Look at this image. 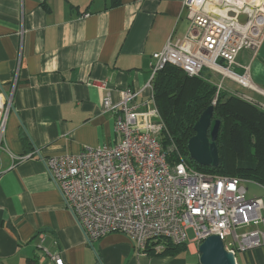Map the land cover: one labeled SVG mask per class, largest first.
<instances>
[{"label": "crops", "instance_id": "obj_1", "mask_svg": "<svg viewBox=\"0 0 264 264\" xmlns=\"http://www.w3.org/2000/svg\"><path fill=\"white\" fill-rule=\"evenodd\" d=\"M114 1L0 0V91L13 105L0 159V264H49L48 252L67 264H201L194 240L176 255L138 253L122 233L88 242L41 160L115 145L103 97L117 102L132 88L138 103L151 101L153 53L189 30L184 0ZM238 63L264 97V42ZM240 254L264 264V246Z\"/></svg>", "mask_w": 264, "mask_h": 264}, {"label": "built area", "instance_id": "obj_2", "mask_svg": "<svg viewBox=\"0 0 264 264\" xmlns=\"http://www.w3.org/2000/svg\"><path fill=\"white\" fill-rule=\"evenodd\" d=\"M184 7L189 30L181 39L170 37L162 50L153 53L148 87H153L165 65L172 64L190 76H201L207 69L263 93L251 79L250 66L239 64L238 56L246 49L257 50L264 42V0H184ZM229 11L236 16H229ZM241 13L248 15L246 23L239 22ZM237 65L244 67L243 73L235 72ZM218 88H223V79ZM139 94L125 88L117 102L109 93L103 97V110L116 115L120 140L115 145L41 156L87 241L122 233L138 253L145 254L151 241L188 243L192 228L193 240L199 244L218 235L234 253L236 264L237 250L264 246V196L248 197L244 184L248 180L206 174L185 161L172 165L161 141L165 123L154 91L152 100L143 103L136 100ZM12 106L11 95L0 91V159L6 150V120ZM29 156L12 155V160ZM48 256L49 264H67L60 253L48 252Z\"/></svg>", "mask_w": 264, "mask_h": 264}, {"label": "trees", "instance_id": "obj_3", "mask_svg": "<svg viewBox=\"0 0 264 264\" xmlns=\"http://www.w3.org/2000/svg\"><path fill=\"white\" fill-rule=\"evenodd\" d=\"M207 77L209 80L190 76L182 68L167 64L153 81L155 104L165 123L161 141L168 161L172 165L185 161L206 174L241 178L264 186V108L219 89L218 83ZM211 105L214 117L221 120L217 138L220 163L215 168L198 164L187 148L195 134V123ZM171 146L173 150H169ZM157 246H161L159 252ZM186 249V244L159 239L149 243L146 253L176 255Z\"/></svg>", "mask_w": 264, "mask_h": 264}, {"label": "water", "instance_id": "obj_4", "mask_svg": "<svg viewBox=\"0 0 264 264\" xmlns=\"http://www.w3.org/2000/svg\"><path fill=\"white\" fill-rule=\"evenodd\" d=\"M228 15L236 16L234 11ZM239 22L246 23L248 15L241 13L237 16ZM221 120L214 117V105L203 111L194 125L195 134L189 139L187 148L190 157L198 164L218 167L220 163L218 149V134ZM201 264H236L233 252L225 248L223 240L218 235H210L199 244Z\"/></svg>", "mask_w": 264, "mask_h": 264}, {"label": "rangeland", "instance_id": "obj_5", "mask_svg": "<svg viewBox=\"0 0 264 264\" xmlns=\"http://www.w3.org/2000/svg\"><path fill=\"white\" fill-rule=\"evenodd\" d=\"M246 51V50H245ZM235 72L236 73H239V70L236 71V68H234ZM204 75L203 76H200V77H203L205 79H208L207 76H211L212 79L214 80L215 83H220L221 80L223 79V88L224 89H227L228 91L248 100V101H251L253 103H257L259 104V106L262 104L264 106V97H262L261 95H259L258 93H255L254 91H251L250 89L232 81L231 79H229L228 77H224V75H221L219 73H211L209 70L207 69H204L203 71ZM209 80V79H208ZM238 91V92H236ZM242 94V95H241ZM243 95H245L246 97L250 98L251 100L243 97ZM261 105L262 108H264L263 106ZM6 107V106H5ZM3 155V154H1ZM246 185V187L249 188V194H248V197L250 196H253V195H261V196H264V191L262 189V187L253 182V181H246L244 183ZM188 233H189V237H190V241L193 240L194 238V231L192 228H190L188 230ZM240 251L237 250V259L239 260L240 264H243V262L241 261L240 259Z\"/></svg>", "mask_w": 264, "mask_h": 264}]
</instances>
